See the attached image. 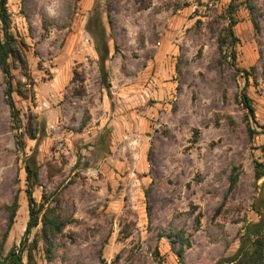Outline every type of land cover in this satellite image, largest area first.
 Returning a JSON list of instances; mask_svg holds the SVG:
<instances>
[{
	"label": "rangeland",
	"instance_id": "374dc122",
	"mask_svg": "<svg viewBox=\"0 0 264 264\" xmlns=\"http://www.w3.org/2000/svg\"><path fill=\"white\" fill-rule=\"evenodd\" d=\"M7 8L25 47L10 59L18 120L0 68V259L25 240V161L37 151L34 199L66 226L50 255L37 245L36 264H237L226 260L264 216V0Z\"/></svg>",
	"mask_w": 264,
	"mask_h": 264
},
{
	"label": "trees",
	"instance_id": "16d2710c",
	"mask_svg": "<svg viewBox=\"0 0 264 264\" xmlns=\"http://www.w3.org/2000/svg\"><path fill=\"white\" fill-rule=\"evenodd\" d=\"M8 0H0V22L3 30V40L0 41V68L4 75L7 86V97L11 113L14 119H19V111L12 98L13 94L19 92L13 86L12 65L10 59L13 61H22L24 44L19 42L11 32L10 28V15L8 13ZM99 26L97 32L89 29L93 35L95 51L98 55V67L101 75V83L111 97V82L109 79V71L106 66L110 49L107 41L106 31L103 28L102 22L96 23ZM245 101L249 103V99L245 97ZM248 109L253 113V108L248 104ZM32 140L39 139L31 126L27 131ZM25 172L27 182V199L29 205V221L25 231V240L20 245L13 247L10 252L0 259V264H24L26 257V264H36L34 257V250L40 242L44 243L47 255L51 254L53 242L63 233L66 226L62 214L56 207H45V203L38 205L34 199V188L39 184L40 174L39 165L37 161V151H34L25 161ZM262 174L257 176L258 179ZM43 212L42 218H40ZM14 216L11 219V223ZM41 225L40 232L36 234L35 239L30 247H28V238L32 235L33 231ZM181 263H183V250L182 248L177 251ZM50 257V256H49ZM226 263L237 264H263L264 261V216L261 215V220L258 223L250 224L246 227L244 235L241 237L240 247L235 256L226 260Z\"/></svg>",
	"mask_w": 264,
	"mask_h": 264
},
{
	"label": "clouds",
	"instance_id": "9594fccd",
	"mask_svg": "<svg viewBox=\"0 0 264 264\" xmlns=\"http://www.w3.org/2000/svg\"><path fill=\"white\" fill-rule=\"evenodd\" d=\"M48 11H49L50 15H54L55 14V10L52 7H49Z\"/></svg>",
	"mask_w": 264,
	"mask_h": 264
}]
</instances>
